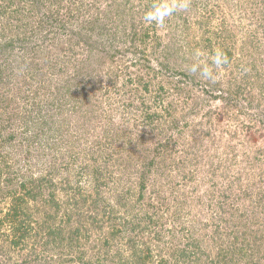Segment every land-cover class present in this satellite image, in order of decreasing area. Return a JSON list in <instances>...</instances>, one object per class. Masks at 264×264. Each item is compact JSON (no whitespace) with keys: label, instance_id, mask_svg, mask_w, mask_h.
<instances>
[{"label":"rangeland","instance_id":"1","mask_svg":"<svg viewBox=\"0 0 264 264\" xmlns=\"http://www.w3.org/2000/svg\"><path fill=\"white\" fill-rule=\"evenodd\" d=\"M25 262L264 264V0H0V264Z\"/></svg>","mask_w":264,"mask_h":264},{"label":"clouds","instance_id":"2","mask_svg":"<svg viewBox=\"0 0 264 264\" xmlns=\"http://www.w3.org/2000/svg\"><path fill=\"white\" fill-rule=\"evenodd\" d=\"M175 8H169L167 10L162 9L158 4H154L152 8L145 12L143 20L146 24L155 23L158 25H163L166 18L175 11ZM199 52L196 53V56L199 57ZM229 64V58L223 51H216L215 54L211 57V65L206 63H194L190 71L192 73H199L201 77L205 80L214 83L216 81V73L223 66Z\"/></svg>","mask_w":264,"mask_h":264},{"label":"trees","instance_id":"3","mask_svg":"<svg viewBox=\"0 0 264 264\" xmlns=\"http://www.w3.org/2000/svg\"><path fill=\"white\" fill-rule=\"evenodd\" d=\"M2 202V201H1ZM15 208V207H14ZM14 208L12 209V211L10 210V212H8V214H6L7 216H9V224H10V226H12L13 227V229H14V232L16 231H19L18 229H17V227H18V225H20V224H22V225H24V219H22V218H19L20 216L19 215H21V214H19L18 213V211L15 209V211H13L14 210ZM22 217V216H21ZM6 220H7V218H6ZM4 224H6L5 222H3ZM15 227V228H14ZM24 240H25V235H20V237H18V238H16L14 241L12 240V244L14 245V246H17L18 248L22 245L21 243L22 242H24ZM35 253V252H34ZM25 261V260H24ZM25 264H27V262H25Z\"/></svg>","mask_w":264,"mask_h":264}]
</instances>
